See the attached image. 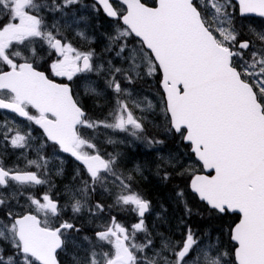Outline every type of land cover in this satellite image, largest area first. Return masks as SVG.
<instances>
[{"label":"snow or ice","instance_id":"obj_1","mask_svg":"<svg viewBox=\"0 0 264 264\" xmlns=\"http://www.w3.org/2000/svg\"><path fill=\"white\" fill-rule=\"evenodd\" d=\"M79 3L0 0V110L28 121L27 131L14 120L0 121V144L21 150L18 161H25L22 167H5L0 158V264H60L59 251L70 240L75 244L73 234L82 231L60 219L69 205L62 206L52 194L46 147L78 162L64 195L73 215L87 209L97 229L82 238L87 247L76 245L83 254L73 257L75 264H264V27L249 25L245 32L236 15L238 5L240 17H264V0H93L92 10L115 22L105 34V52H115L108 60L94 49L74 46L59 22L46 23V12L67 18L66 10ZM83 19L73 18L68 27ZM76 36L91 42L84 31ZM158 73L164 134L179 137L190 151L159 154L157 171L168 180V168H181L176 174L189 177L186 187L210 216L223 221L238 214L222 232L228 248L213 242L209 232L198 236L183 220L177 226L181 239L157 233V247L145 224L150 201L133 186L141 166L118 168L122 154L105 153L99 146L101 129L149 147L165 143L146 127L145 113L154 114L156 105L133 91L138 81ZM92 74L97 80L90 79ZM100 78L103 91L96 87ZM76 80H83L85 95L111 92L110 99L96 105L108 108L103 118L85 110ZM32 125L42 130L40 136L33 135L37 129ZM104 142L125 141L107 136ZM192 157L193 163L183 167L184 158ZM56 174L62 175V169ZM38 186L47 190L40 192ZM98 189L113 203L91 204ZM187 195L184 188L175 192L191 216ZM113 208L135 216L136 222L130 227L120 222L111 215Z\"/></svg>","mask_w":264,"mask_h":264},{"label":"rangeland","instance_id":"obj_2","mask_svg":"<svg viewBox=\"0 0 264 264\" xmlns=\"http://www.w3.org/2000/svg\"><path fill=\"white\" fill-rule=\"evenodd\" d=\"M49 2H50V0H49ZM91 2H92V0H80L79 4H82V14H80V15H79L78 11H76L75 14H71L67 18H64L60 14H52L51 13L52 17H49V23L47 21H46V23H48L49 25H52L53 23L59 22V24L61 26V31L64 33V30H70L71 31L70 32L71 39L76 38L78 40V43L82 44V50L94 49L95 52L97 53V56L102 57L103 60L113 59L115 57V52H112V53H106L105 52V47L107 44L105 34L110 33L112 31V27H113L114 23L110 24V25L100 23V24H98L97 29H96V26L94 24L95 22L93 21V17H92L94 13L90 12L89 7L87 5ZM66 11H68V13L70 12L69 9ZM49 14L50 13L46 12L45 17L47 18ZM79 17H84L85 19L79 20L78 24H72L71 28H69L68 24H71L72 19L73 18L79 19ZM81 23H82V31H84L87 34V36L91 38V42L81 40L79 37L76 36V30H74V29L81 28L80 27ZM74 46H76L78 48L80 47L79 45H76V44H74ZM97 63H99V60L97 61ZM114 63L117 66H120V61L118 59H115ZM156 77H157V75L153 78H150L147 81H138L133 86V91L139 93V95L141 97L147 96L149 99H151L153 101V104L156 105V107L154 109V114L145 113V115L148 116V120H149V123L146 124V127H147L150 135L154 136L157 139L164 140L165 143L163 145H156L154 147H149L145 143L142 142L143 144L141 146V145H138L137 143H135L137 141L132 140L130 137H126L124 134H115L114 135L111 133L110 130H108L106 132L104 129L100 130V135L98 136L99 146L103 147L104 152L106 150L105 153H117V152H119L122 154L120 163L117 165L118 168H122L125 171H128V170L134 169L137 165L141 166L143 172H142V174H136L134 184H133L134 189L137 191L139 189L138 181H140V180L142 182H148L149 180H151L153 182V184L154 183L161 184V182L158 181L157 177L161 176L163 178L164 172H163V170H161L159 172L157 171V164L160 163V161H158L157 157L159 154H161L160 152H158V149L160 147H166L168 150L165 151V154H163V155H167L170 152L169 149L171 147V140L173 139L171 136H166L164 134V119H163V116L160 112L161 93L158 91V89L156 87V79H155ZM90 79L97 80V77L94 74H92V75H90ZM83 83L84 82L82 80V85H83ZM96 87L98 88V90H101V91H103L105 89V84H104L103 78H100L98 80ZM88 96L89 95H85L84 89L82 87V98H83V100L85 98H87ZM92 98H93V103L95 105L104 104L105 99L111 98V92L109 91L107 93L106 97L92 96ZM105 108L108 111V108L107 107H105ZM136 115L139 116L140 112L137 111ZM94 118H103V116L102 117H94ZM107 136H112V138L115 140H118V141L123 140L125 142L124 143H117L115 145L107 144L104 142L106 140ZM9 147L11 148V146H9ZM179 153H186V151L184 149H182ZM44 154L47 155L49 157V160H50V162H49V176L47 178L50 179V181L52 182L51 183L52 194L54 197H55V194H54L55 192L57 193L56 196L60 195L59 202L62 206L64 204L69 205L65 209V211L63 212L60 219L61 220H64V219L71 220L78 227H81V229H82V231L79 234H73L75 244L72 242V240H70L67 247L62 251V255L58 256V259L63 264H75L73 257L76 255H82L83 254L82 249H78L76 247V245L83 244L85 247H87V242L83 241L82 238L85 235L94 236V231L97 229L95 228V225H93L90 222L91 218L88 215L87 209H85L81 214H78L76 216L73 215L72 210H71L70 201L68 200V197H66L64 195L65 186L69 185L71 183L72 179H70L71 181L69 183L63 184V182L61 180H58L56 178L54 179V177L51 175L52 172H54L56 174L57 171L61 170V169L63 172V167H61L58 170L55 169L56 171L54 170V166L56 165L54 162L58 161L61 164V161H63V163H64L66 161L65 158H63L62 156H61L62 157L61 158V157L57 156V154L53 155V150L51 147L49 149H44ZM141 154H147V157H144V159L146 160L148 158L150 161H141L142 160V158L140 156ZM12 155H13L14 160H18V157H20V155H21V151H17V152L14 151L12 153ZM35 156H36V154L34 155L33 153H30L29 159H34ZM57 157H59V158H57ZM129 159L131 160L130 164L128 163ZM20 161H21V165L23 166L25 161H23V160H20ZM192 163H193L192 160L184 158L182 166L186 167L187 165L192 164ZM61 165H63V164H61ZM148 170H149V176L147 177L146 174H147ZM167 171L170 173L169 179L172 178L176 182H179L178 180L181 179L182 176H178L176 174L175 169L168 168ZM73 186L75 187L77 185H73ZM38 187H39L40 192L47 190V186H38ZM59 187H61V192L59 191ZM97 201H101L105 205H110L113 203V198L110 197L107 193L98 189L97 192L92 196L90 203L95 204ZM21 202L23 203L24 201L21 200ZM13 203H15V202L13 201ZM126 213L127 212H124L119 208H113L111 215L116 216L120 222L126 223V225L130 227L131 224L135 223L136 221L135 220L132 221L131 217H128ZM158 213H159V217L157 215ZM160 213L161 212L157 211L152 206V207H150L149 213L147 214V218H149L148 220H150V222L148 223L145 220V224L147 225L149 232L154 237V243L157 247H159V245H160V237L157 235V233H160V231L157 228V224H158L157 220L160 218ZM105 218L107 219L110 217H108L106 215ZM97 223H99V221H97ZM208 232L211 234V239L213 242H216L217 240H219L222 242V244L225 248L229 247L227 244H225L223 242V239H225L226 235H224V234L220 235L219 233L213 234V233H211V231H208ZM204 233H205V231H202L200 234H197V235L203 236ZM207 239L208 238L205 237L204 241L207 242ZM143 240H144V234L139 233L138 234V242H143ZM149 254H151V250H149Z\"/></svg>","mask_w":264,"mask_h":264},{"label":"trees","instance_id":"obj_3","mask_svg":"<svg viewBox=\"0 0 264 264\" xmlns=\"http://www.w3.org/2000/svg\"><path fill=\"white\" fill-rule=\"evenodd\" d=\"M236 15L239 18L237 21V26H239L240 23H243L245 26V32H247L249 25L254 28L264 27V20L260 18L238 16L237 8ZM159 77L160 74L158 73L157 80H159ZM157 89L160 92L159 87H157ZM82 104L89 115L93 117H102V112L106 113L107 111L106 108L101 110L100 108L96 107V105L93 103V98L91 95H89L84 100L82 98ZM182 147L186 153L189 152L184 145ZM191 160L194 161V158L192 157ZM142 161L150 160L148 158L146 160L143 158ZM195 167L199 168L200 166L195 165ZM146 175L147 177L149 176V170L147 171ZM157 179L161 182V184H153L151 180L148 182H142L140 180L138 183L141 190L147 194V198L150 201L151 207L153 206L155 209L161 210L160 218L157 220V228L160 233H163L165 236H170L173 240L181 239L180 230H178L177 227L181 220L185 222V226L190 225L194 230H196L197 234H200L202 231H211L213 234L219 233L220 235H223L222 232L224 229H226L228 224L238 220V216L236 214L225 216L223 221L210 216L207 207L203 203L199 202L186 187L189 180L188 176L181 177V179L178 180L179 182H176L172 178L164 180L161 176H158ZM181 188H184L188 193L185 199L188 201V206L192 209L191 216L185 214L184 204L178 201L175 197V192ZM223 242L229 246L227 235L225 239H223ZM60 253L62 254V251ZM60 264L63 263L60 261Z\"/></svg>","mask_w":264,"mask_h":264},{"label":"flooded vegetation","instance_id":"obj_4","mask_svg":"<svg viewBox=\"0 0 264 264\" xmlns=\"http://www.w3.org/2000/svg\"><path fill=\"white\" fill-rule=\"evenodd\" d=\"M144 2L149 3V4H152V0H144ZM92 4H93V1L91 3H89V4H87V5L89 7L90 12H93L94 13L92 17H93V21L95 22L94 24L96 26V29H97L98 24H100V23H104V24H107V25H110V24L115 23L114 21H112L109 18H107L103 14L102 11L99 12V13L94 12L92 10V8H91V5ZM69 11H70L69 12V15L75 14L76 11H78L79 15L82 14V4H77V5L73 6L71 9H69ZM49 17H52V14L51 13L46 18V21L48 23H49ZM80 27L81 28L74 29V30H76V31L77 30H81L82 31V23H81V26ZM70 32H71L70 30H64V34L67 35L70 40H72L73 44L79 45L80 46L79 48L82 49V44L78 43V40L76 38L71 39ZM155 79H156V86L159 87L160 77H159V80H157V77ZM58 82H66V81H64L62 78H58ZM74 89H75V91H77L79 93L80 99H81V102H82V80H76L75 81V83H74ZM159 89H160L161 97H162L163 96V93H162L160 87H159ZM31 111L34 113V110H31ZM5 118H7L9 120H14L15 123L21 125L25 131L28 130L27 127H26L28 125V121L25 118L18 117L16 114L11 113L9 110H0V121H3ZM32 128L33 129H37L36 131L33 132V135L34 136H40L42 130H38V126H35V125H32ZM178 141H179V137H176L175 139H172L171 140V147L169 149L171 152L179 153L182 150L183 144H180ZM39 143H40V141L34 142V147L35 146H38ZM135 143H137L138 145H141V146L143 144L140 141H137ZM9 146H11V145L0 144V158L3 159L4 164H5V167H12L16 163H19L20 166L22 167L21 161L20 160L19 161L18 160H14L13 159V155H12V153L14 151L17 152V151H21V150H19V149H15L14 150V149L10 148ZM49 148L50 147H46L45 149H49ZM101 150L104 151L103 150V147H101ZM167 150L168 149L166 147H160L158 149V152H160L161 154H165V151H167ZM188 151H190V150L188 149ZM105 152H106V150H105ZM30 153H33L35 155V152H30ZM56 154L59 157L62 156L63 158H65L66 161L63 163V165H61L58 161H55L54 163L56 165L54 166V170L55 169L58 170L61 167H63V172H62V175H57L54 172H52L51 175L54 177V179L56 178L58 180H61L63 182V184L64 183H69L71 181L70 179H72L73 175L75 174V170H76L78 164L70 156H68V155H66L64 153H61L58 150H57V153ZM140 156L143 159L144 157H147V154H141ZM128 163L129 164L131 163V160L130 159L128 160ZM32 170H35V169H32ZM180 170H181V168H175L176 173L179 172ZM142 172H143V170H142ZM61 187H59V191L60 192H61ZM138 191H140V193L143 195V197L148 200L147 194L144 193L143 190H141L140 187H139ZM54 194H55V198L60 199V195L59 196H56L57 195L56 192ZM156 210L159 211V212H161L160 209H156ZM148 213L149 212H147L145 214V220L149 223L150 220H148L149 218H147V214ZM126 214H127L128 217H131V220L132 221H134V220L136 221L135 216L131 215L130 213H126ZM60 252L61 251H59V255L58 256H61L62 255Z\"/></svg>","mask_w":264,"mask_h":264},{"label":"water","instance_id":"obj_5","mask_svg":"<svg viewBox=\"0 0 264 264\" xmlns=\"http://www.w3.org/2000/svg\"><path fill=\"white\" fill-rule=\"evenodd\" d=\"M93 1V0H92ZM237 13H238V16H239V10H238V5H237ZM245 17H254V18H260V19H262V20H264V17H259V16H257L256 14H254V13H250V14H246V16ZM160 78H161V74H160ZM161 91H162V93H163V90H162V88H161ZM190 150V149H189ZM64 154H66V153H64ZM66 155H68V156H70L69 154H66ZM71 157V156H70ZM72 158V157H71ZM73 160H74V158H72ZM194 159H195V157H194ZM75 161V160H74ZM76 162V161H75ZM77 164H78V162H76ZM209 172H211V170H202V172H200V174H208ZM212 174H214V173H212ZM189 183V182H188ZM189 191H190V189H189ZM191 192V191H190ZM197 198V197H196ZM197 200H198V198H197ZM199 201V200H198ZM206 206V205H205ZM235 214V213H234ZM230 215H232V214H230ZM237 216H238V214H236ZM234 259V258H233Z\"/></svg>","mask_w":264,"mask_h":264},{"label":"bare ground","instance_id":"obj_6","mask_svg":"<svg viewBox=\"0 0 264 264\" xmlns=\"http://www.w3.org/2000/svg\"><path fill=\"white\" fill-rule=\"evenodd\" d=\"M154 225V224H153Z\"/></svg>","mask_w":264,"mask_h":264}]
</instances>
